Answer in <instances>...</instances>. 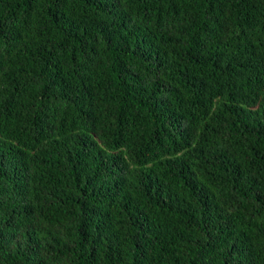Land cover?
<instances>
[{"label": "trees", "instance_id": "1", "mask_svg": "<svg viewBox=\"0 0 264 264\" xmlns=\"http://www.w3.org/2000/svg\"><path fill=\"white\" fill-rule=\"evenodd\" d=\"M0 264H264V0H0Z\"/></svg>", "mask_w": 264, "mask_h": 264}]
</instances>
